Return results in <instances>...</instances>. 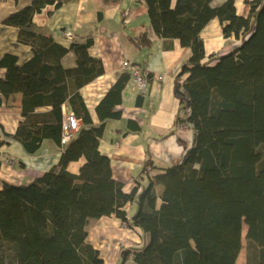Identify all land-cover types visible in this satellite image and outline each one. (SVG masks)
<instances>
[{
  "label": "trees",
  "instance_id": "trees-1",
  "mask_svg": "<svg viewBox=\"0 0 264 264\" xmlns=\"http://www.w3.org/2000/svg\"><path fill=\"white\" fill-rule=\"evenodd\" d=\"M121 1L102 0L104 6ZM144 1L154 32L191 49L175 76L180 106L174 126L191 127L194 140L180 160L154 175L148 153L130 192L99 149L106 125L123 117V90L133 81L130 70L101 98L95 122L81 93L105 71L103 60L90 53L94 38L65 46L32 28L41 0L4 19L18 28V41L32 54L23 63L12 53L0 57V69H5L0 105L19 94L22 107L17 130L10 134L0 125L2 133L27 154L40 152L47 139L62 153L56 166L30 183L3 182L0 264H105L88 241L90 219L104 216L141 231L142 245L122 248L119 264L129 259L136 264H237L244 223L247 264H264V0L247 1V17L238 13L236 0ZM103 16L100 9L98 19ZM212 19L219 20L226 38L241 43L206 58L201 33ZM132 41L138 48L152 43L147 30ZM69 53L75 56L72 66L63 63ZM124 60L147 70L139 61ZM67 101L81 119L63 144L62 105ZM140 130L136 120H127V132ZM80 158L85 161L79 173L69 171V163ZM128 203L134 205L131 214Z\"/></svg>",
  "mask_w": 264,
  "mask_h": 264
},
{
  "label": "crops",
  "instance_id": "crops-1",
  "mask_svg": "<svg viewBox=\"0 0 264 264\" xmlns=\"http://www.w3.org/2000/svg\"><path fill=\"white\" fill-rule=\"evenodd\" d=\"M32 1L0 0V57L12 53L18 56L19 63L30 58L31 47L18 41V28L5 24L4 19L13 11L30 5ZM236 6L240 15L248 16V2L237 0ZM100 9L104 13L101 20L98 19ZM30 26L52 35L65 46H69L73 41L84 42L89 37L94 38L90 53L103 60L105 71L83 86L81 93L95 122L98 121L96 106L124 72L121 65L124 59L139 61L152 74L148 90L144 94L135 88L132 80L128 81L122 95L123 117L106 125L100 141V151L110 158L113 175L123 183L126 192L135 187L134 176L141 170L148 153L151 154L155 166L151 171L154 175L180 160L184 152L192 146L193 129L185 126V130H179L174 126L180 106V101L174 94L175 76L181 64L191 57L192 52L189 47L182 46L179 39H164L154 32L144 0H122L111 6H104L102 0H41ZM142 30H147L152 43L138 48L134 45L132 36H137ZM67 32L72 34L71 39L67 38ZM201 36L204 39L206 58L212 53L228 52L241 43V40L234 36H224L218 19H212L202 30ZM131 54L133 56H129ZM63 63L66 66L74 65V54L64 56ZM162 74L164 78L159 80V75ZM0 75H5V69H0ZM65 103L72 109L70 102ZM21 119L19 94L6 99L0 105V125L6 132L13 134ZM129 119L138 122L141 129L139 132H127ZM2 127L0 141L7 143L0 145V188L3 182L30 183L60 161L62 147L52 140H45L41 151L30 155L18 141L6 138ZM172 129L176 131L170 133ZM84 161V158H80L70 162L68 170L78 174ZM125 208L130 214L134 211L132 203H128ZM91 226L93 229L100 227L104 249H99L105 254V264H108V258L110 264H118L119 252L123 247L119 245L124 244L123 234L133 236V245H142L141 231L124 225L116 217L90 219V234ZM111 238L116 241L114 247L113 244H106L110 243Z\"/></svg>",
  "mask_w": 264,
  "mask_h": 264
},
{
  "label": "built area",
  "instance_id": "built-area-1",
  "mask_svg": "<svg viewBox=\"0 0 264 264\" xmlns=\"http://www.w3.org/2000/svg\"><path fill=\"white\" fill-rule=\"evenodd\" d=\"M68 39H71V37H67ZM122 68L124 70H130L131 75L133 77L134 84H137V90L144 93L143 91L147 90V86L149 85V71L129 63L127 60H123ZM159 78L162 79L163 76L159 75ZM62 112H63V133H62V143L66 144L71 137L74 135V133L79 129L80 126V119L77 115V113L73 110L67 107L66 103L62 105Z\"/></svg>",
  "mask_w": 264,
  "mask_h": 264
},
{
  "label": "rangeland",
  "instance_id": "rangeland-1",
  "mask_svg": "<svg viewBox=\"0 0 264 264\" xmlns=\"http://www.w3.org/2000/svg\"><path fill=\"white\" fill-rule=\"evenodd\" d=\"M237 1V0H236ZM244 1V0H243ZM246 2L247 1H251V0H245ZM5 23V22H4ZM6 24V23H5ZM221 24V23H220ZM66 36L67 37H71L72 36V34L70 33V32H67L66 33ZM226 53V52H225ZM130 54V53H129ZM213 54V53H212ZM219 54H224V53H219ZM129 56H133L132 54L131 55H129ZM147 71H149L148 69H147ZM162 76H163V78H164V75L162 74ZM162 78V79H163ZM159 80H161L160 78H159ZM137 84H135V88L137 89ZM149 87V85L147 86V88ZM146 88V89H147ZM146 91V90H145ZM145 91H143L144 93H145ZM78 115V114H77ZM79 117V116H78ZM79 119H81L80 117H79ZM178 129L179 130H185L186 129V127H185V125H179L178 126ZM117 143H119V141L117 142ZM123 223V222H122ZM124 225H126L125 223H123ZM100 227H98V228H95V229H93V226H91V234H90V231H88V233H89V235H88V241L90 240V241H92L94 244L93 245H95V247L100 251V255H101V257L103 258L104 256H105V254L103 255L102 254V252H101V250L99 249V247H101V249H104V246H102V244L104 245V242H103V239L101 238V236H102V234H101V232H100ZM246 230H248V227H247V225L244 223V225H243V230H242V249H241V251H240V253H239V256H238V259H237V264H247V260H248V243H247V238H246V235H247V231ZM116 229L114 230V234L116 235L117 233H116ZM99 236V237H98ZM123 242H124V244H121V245H119V247L120 246H123L122 248H124V247H128V246H133V243H134V240H133V236H129V234H123ZM89 241V242H90ZM109 242L110 243H106V244H113V246L112 245H110V246H112V247H114L115 245H116V241L113 239V238H111L110 240H109ZM122 243V242H121ZM122 248L120 249V252H119V261H118V264L120 263V261H121V258H120V254H121V251H122ZM106 258H107V256H106ZM104 259V258H103ZM105 262V261H104ZM107 262H108V264H110V260H109V258H108V260H107ZM125 264H136L134 261H132V260H127V262L125 263Z\"/></svg>",
  "mask_w": 264,
  "mask_h": 264
},
{
  "label": "bare ground",
  "instance_id": "bare-ground-1",
  "mask_svg": "<svg viewBox=\"0 0 264 264\" xmlns=\"http://www.w3.org/2000/svg\"><path fill=\"white\" fill-rule=\"evenodd\" d=\"M247 231V230H246Z\"/></svg>",
  "mask_w": 264,
  "mask_h": 264
}]
</instances>
